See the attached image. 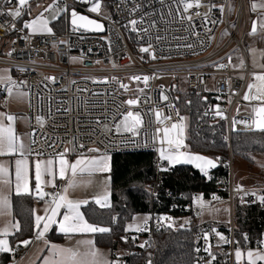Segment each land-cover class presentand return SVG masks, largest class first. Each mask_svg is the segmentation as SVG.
Returning <instances> with one entry per match:
<instances>
[{"label":"built area","instance_id":"1","mask_svg":"<svg viewBox=\"0 0 264 264\" xmlns=\"http://www.w3.org/2000/svg\"><path fill=\"white\" fill-rule=\"evenodd\" d=\"M97 2L99 11H91ZM188 2L193 7L184 11L179 0H57L58 5L67 9L64 12L65 31L39 34L23 27L29 22L24 17L30 5L22 9L20 17L14 18L7 13L18 7L17 2L9 4L8 0H0V12L3 13L0 14V38H9L10 42L8 53L0 55V67L11 69L13 80L28 86L30 157L41 159L59 154L93 153L89 149H99L98 153L110 156L153 152L158 179L166 178L171 166L160 155L161 148L168 149L166 142H159L163 132L153 139L157 129L170 128L183 117L184 145L187 147V115L181 112L178 104L181 94L178 76H185L188 92L199 96L204 103L194 128L197 131L207 127L213 129L228 145V172L217 181L215 190L208 196L195 194L188 199L181 194L174 198L176 201L169 213L150 216L148 230L140 233L161 231L169 224L173 225L172 219L179 222L186 217H196L204 209L227 204L231 216L228 224L198 225L195 238L200 251H196L194 264H206L209 260L208 252L204 250L208 245L216 254L212 264H237L234 255L237 247L243 253L262 249L257 247L259 241L255 246L245 245L242 241L250 234L247 231L238 233L235 205L240 201L243 206L264 209L258 199L264 195V187L245 189L241 186L242 191L236 190L240 185L234 177L233 134L257 129L244 123L233 124V121L256 119L253 108L260 102L246 101L243 97L248 94L249 84L255 82L253 74H264V71L252 70L247 55L245 67L238 69L239 66H235V62H241L243 58L237 55V59L234 55L243 49L249 31L247 0H199V6L196 0ZM71 10L102 22L104 34L72 27ZM132 20L137 21L135 26L131 24ZM225 34L227 39L222 43ZM144 47H149L150 51H141ZM144 76L149 77L147 85L143 79H132ZM121 84L127 85V90ZM164 96L168 99L164 100ZM137 98L138 106L126 104L128 99ZM218 106H222L221 109H217ZM129 110L142 116L139 136L129 132L115 133L114 125ZM156 112L161 113V120L166 116L171 119L158 123ZM186 147L180 151L185 152ZM37 153L42 155L37 156ZM63 189V183L46 189L44 192L48 195L44 200H51ZM253 192L256 195H252ZM198 197L202 198L203 207ZM176 211L181 216L172 217ZM165 217L170 219L165 220ZM216 233L231 243L219 241ZM205 234H208L207 245ZM144 247H148L147 242ZM21 257V254L14 255L16 260Z\"/></svg>","mask_w":264,"mask_h":264},{"label":"trees","instance_id":"2","mask_svg":"<svg viewBox=\"0 0 264 264\" xmlns=\"http://www.w3.org/2000/svg\"><path fill=\"white\" fill-rule=\"evenodd\" d=\"M251 1L256 0H247L249 3ZM250 18H254L252 12ZM24 20H29L28 14ZM64 20L63 14L57 21H52L49 33L62 34L65 31ZM0 39L9 42V38ZM237 55L239 54L234 56L238 59ZM239 64L237 60L235 66ZM178 104L181 112L187 115V151L194 155L210 157L216 161V167L211 168L206 176L193 165L178 164L168 170L166 178L158 179L153 165L155 159L153 152L111 155V206L101 207L95 202H89L82 208V212L89 223L110 228V232L95 234V244L99 248L110 250L112 264H115V261L122 264H149V261L151 264H194L197 249L195 232L198 229L194 222L186 226L172 225L164 230L148 233L127 231L128 225L136 216L150 217L169 213L176 201L174 198L181 194L186 195L188 199H192L195 194L208 196L215 190L217 181L227 175L228 145L218 138L213 129L207 127L205 130L197 131L194 128L204 107L202 99L191 92L181 93ZM260 154H264V132L233 134L234 171L237 162H243L250 168L254 167L255 156ZM256 184V187H264V170L260 171V182ZM11 201L13 216L19 222L20 228L9 238L14 254L0 253V264H12L14 255L23 256L31 244L25 247L21 241H33L36 235L33 219L35 195L33 193L13 195ZM237 203L239 205L236 215L237 231L240 234L249 232L248 239L242 241L245 245L255 246L264 234V209L246 207L241 205L240 201ZM173 213L172 217L181 216L177 211ZM174 223L178 224L177 221ZM125 235H129V238H124ZM47 236L53 242L63 240V236L56 230H52ZM146 242L148 247H140Z\"/></svg>","mask_w":264,"mask_h":264},{"label":"snow or ice","instance_id":"3","mask_svg":"<svg viewBox=\"0 0 264 264\" xmlns=\"http://www.w3.org/2000/svg\"><path fill=\"white\" fill-rule=\"evenodd\" d=\"M11 4L12 0H8ZM84 2V0H81ZM163 2V0H161ZM180 3L184 6V11H187L189 8L193 7L192 3H189L188 0H179ZM18 7H16L13 11L7 13L12 17H20L22 14V9L25 6L30 5V0H17ZM196 5L199 6V0H196ZM53 6H49L52 8ZM56 7V12L60 11L58 5ZM215 7V5H213ZM100 8L99 3H95L94 6L90 9L93 12H98ZM257 8L264 10V2L253 3L252 10L255 11ZM67 11V9H64ZM223 9L221 8V11ZM0 14H3L0 12ZM73 19V25L77 22V13L73 11L71 13ZM199 15V13H197ZM55 18V14L53 16ZM189 20L191 17H187ZM78 19L86 25H94L97 30H102V25L97 23L94 20H89L85 16H79ZM47 20L43 19V16L33 20L31 23H24V28H30L33 32H42L48 31L51 32V29L47 27ZM131 24L135 26L137 24L136 20H132ZM261 29L264 30V17L260 20ZM14 27V26H13ZM133 30H136L133 27ZM147 31V29H145ZM257 33L256 24L254 22L252 28V35ZM143 52H149V47H144L141 49ZM153 58H155L154 54ZM229 61H231V57H229ZM221 68L225 67V65H220ZM264 67V65H261ZM8 70H5V73ZM254 75V83H250L248 86V94H246L243 99L246 101L256 100L259 101L260 104L253 108L256 119L252 121H233V124L236 123H244L250 127L254 126L259 131L264 132V74H253ZM46 79H54V78H46ZM134 80H141L145 85H147L149 77L144 76L141 77H133ZM24 82H16L11 78L10 75L0 74V84L5 86V91L12 95L13 91L16 90V94L23 95V93L19 92V89L22 87ZM122 88L127 90V85L121 84ZM254 90V91H253ZM140 91H143L142 89ZM164 100H167V96L163 97ZM139 99H128L126 104L129 106H138ZM220 114V113H218ZM157 122L163 124L165 121L170 120V116L164 117L162 120L160 119L161 113L156 112ZM17 118L13 115H6L4 113H0V157L2 156H16L19 155V159H15V182H14V192L16 195H20L23 189L24 193L29 195L32 194V189L30 188V165L28 157L32 155L31 150L25 148V145L22 142V139L16 135L14 127L11 122H14ZM183 117L180 118V122L173 123L171 127H164L162 129H157L156 133L153 135V139L155 140L158 134L162 131L163 136L160 137L159 142L164 144L165 142L168 144V149L161 148L160 155L164 160H168L170 163H193L200 169L204 175H208V169L216 167V161L211 158H207L201 155H192L186 152L180 151L181 148L186 147L184 145V136L183 129L184 125L182 123ZM5 120L9 123H5ZM97 123H101L97 121ZM143 127V119L139 112H133L129 110L126 114L123 115L122 120L117 122L114 125L115 133L120 134L122 132H129L133 136H139V129ZM110 131L112 129H109ZM174 133V135H173ZM83 147V145H80ZM89 152H99V149H89ZM42 155L37 153V156ZM110 157L107 155H100L98 157H86L81 154L80 158L76 159L74 162H70L64 154H59L58 156V167H57V158H49L46 161H34L32 164V171L34 173L35 180V192L39 196L40 199H44L47 193L42 191V184H51L52 187H56L54 181L56 179H64L69 175L67 187L63 189V192L55 193L51 200L47 203L49 205L48 208L45 209V215H35V223L34 227L36 229V238H42L45 233L49 231L50 225H58L59 231L64 233L65 235H71L76 233H107L110 232V228L100 227L89 223L85 218L83 213L80 211L81 205L87 204V200L83 201H74L69 199L68 193L71 189H75L77 187H83L86 184L91 183V177L96 173L108 172L110 171L109 167ZM45 177H50L49 180H45ZM0 185L4 187H8L12 185L11 174L9 171V166L3 163H0ZM107 181H105L104 189L96 194L94 197L95 203L99 204L102 207L109 206L108 198L109 193L107 190ZM4 187H0V214H4L5 212L11 211V202L10 196L8 193L4 191ZM238 192L242 191L241 186H237L236 189ZM252 195H256L255 192ZM198 201L201 202V206L203 207L202 198H197ZM261 204H264V195H260L258 197ZM65 209L63 216L60 220H57V217L60 216V210ZM150 217H145L142 223H138L135 225H129V229H135L136 231H146L148 230L147 224ZM165 220L170 218L165 217ZM12 228L19 230L20 225L17 221L15 224L11 226ZM169 227H172L169 224ZM213 231H215L213 229ZM10 234V230L5 228L0 230V253H13L14 249L10 246L8 236ZM219 236V241L223 243H231V241L223 236L220 233H216ZM206 245L208 244V234L204 236ZM245 240H247V236L245 235ZM21 243L27 247L32 243L31 240L21 241ZM47 244L48 242L45 241ZM239 244V242H237ZM140 247H144L143 244ZM211 245H208L204 250L208 252L209 260L206 264H212L213 261L216 260V254L211 251ZM258 248L262 250L252 251L248 250L243 253L239 247L235 250V258L237 264H241L242 258L246 257V264H264V240L259 241L257 244ZM51 255L44 259L43 264H112L111 261L107 260L103 253H101L98 249L94 247V241L82 240L78 243L75 248L72 247H60L55 244L50 245ZM83 249V250H81ZM197 252L200 251L199 248L196 249ZM151 264V261H149Z\"/></svg>","mask_w":264,"mask_h":264},{"label":"crops","instance_id":"4","mask_svg":"<svg viewBox=\"0 0 264 264\" xmlns=\"http://www.w3.org/2000/svg\"><path fill=\"white\" fill-rule=\"evenodd\" d=\"M27 21H29V23L32 22L31 19L27 20ZM47 27L49 29H51L50 26H47ZM29 30L31 32H33L32 29L29 28ZM33 33L44 34V33H49V32L48 31H42V32H33ZM9 50H10V43L5 39H0V55H6ZM5 70H8V71L5 73ZM260 71H264V69L260 70ZM0 74H7V75H10L11 78L13 77V71L7 67H0ZM19 92L23 93V95L16 94V90L13 91L12 95H9L5 91V86L0 84V113H4L5 116L10 114V115H13L17 118L14 122H11L12 126L14 127L16 135H18L22 139V142L25 145V148L30 150L29 148H30V140H31V135H30L31 131H30V126H29V121H28L29 120L30 98H29V93H28L29 92L28 86L23 84L22 87L19 89ZM5 123L7 124L9 122L5 120ZM186 151H187V149H186ZM83 155L90 158V157H98L100 155H105V154L93 152L90 154H83ZM65 156L70 162H74L76 159L80 158L81 154L75 155V156H70V155L66 154ZM107 156L110 157V155H107ZM19 158H20L19 155L0 157V163L6 164L9 166V171H10L11 180H12L11 186L4 187V186L0 185V187H4V191L9 194L10 202H11V211L5 212L4 214H0V230H3L5 228H8L10 230V234L7 237L8 240H9L10 236H12L17 231L16 229L11 227L13 224H15L17 222L13 216L11 198L13 195H16L14 192V182H15V164H14V161H15V159H19ZM55 158H57V167H58V157H55ZM47 159H49V158H41L40 159V158H32L30 156L28 157L29 165H30V188L32 189V193L36 197V201L34 204L35 205L34 218H33L34 220H35V215L44 216L45 215V209L48 208L49 205L47 203L48 201H46L44 199H40L39 196L35 192V180L33 178L34 173L32 171V164L34 161H37V160L46 161ZM168 163H169V161H168ZM178 164H190V165H193L194 167H196V165L193 163H176V164L169 163V165L171 167L176 166ZM109 167H110V171L102 172V173H96L94 176H92L91 177V183L86 184L83 187H77L75 189H71L68 193L69 199H72L74 201L87 200L88 203L93 202V201H95L94 197L96 196V194L100 193L104 189L105 181H107L106 186H107V190H108L109 198H110L111 188H112L111 187V170H112V158L111 157L109 160ZM196 168H198V167H196ZM209 169L211 170V168H209ZM69 177H70V173L64 179H56L54 181V183H55V185L63 183L64 188H66ZM44 179L47 181L50 179V177H45ZM41 187H42L43 192L46 189L52 188L51 184H42ZM24 194H27V193H24L23 189H22V192L20 195H24ZM109 198H108V202L110 201ZM85 205L86 204L81 205V208H80L81 212H82V208ZM65 211L66 210L63 208L60 210V216L57 217L58 221L63 216ZM136 217H139V216H136ZM84 218H85V216H84ZM194 219H192V221ZM52 230H56V232L58 234L62 235L63 240L60 242L51 241L47 235ZM35 231H36V229H35ZM139 232L135 230V231L129 232V233H139ZM95 234L96 233H76V234H71V235H65L64 233H61L59 231L58 225H56V224L50 225L49 231L47 233H45V235L42 238L37 239L36 235H35L34 240L32 241L31 245L27 248V250L23 254V256L20 259H17V260L14 259L12 264H43L44 259L48 258L51 255V249H50L51 244H55V245L60 246V247L75 248L80 241L89 240V239L93 240L94 241V247L96 249H98L101 253H103L107 260L111 261L110 250L104 249L101 247L99 248L96 246ZM45 241H47L48 243L46 244ZM9 243H10V246L12 247L10 240H9ZM81 250H83V249H81ZM244 259L246 261V257L242 258V260H244ZM114 263L115 264H122L121 262H117V261H115Z\"/></svg>","mask_w":264,"mask_h":264},{"label":"rangeland","instance_id":"5","mask_svg":"<svg viewBox=\"0 0 264 264\" xmlns=\"http://www.w3.org/2000/svg\"><path fill=\"white\" fill-rule=\"evenodd\" d=\"M264 2V0H256L251 1L250 3L247 2V11L249 14V31L246 38V41L243 42V49H240L237 54L243 58L239 64L238 69H242L246 66L245 56L247 55L248 58V65L252 70H263L264 67H261V65H264V30L261 29L260 26V20L262 17H264V10L257 8L255 11L252 10V4L253 3H260ZM56 5L57 0H35L30 3V7L28 8V18L32 21L40 18L43 16V19L47 20L48 24L47 26H50L52 21H57L61 17H63V14L65 12V8L58 5L60 8L59 12H56ZM49 6H53L52 8H49ZM253 13V19L250 18V13ZM55 14V18H53ZM254 19L258 20V29L257 33L255 35H252V22ZM29 23V22H28ZM227 39L226 34L224 35V38L222 40V43L225 42ZM178 82H179V91L181 93L188 92V85H187V79L183 75L178 76ZM229 103V100L227 101ZM222 106H218L217 109H221ZM188 154L194 155V153H190L186 151ZM198 155V154H195ZM207 158H210L205 155H201ZM255 166L254 167H248L243 162H237L235 163V171H234V177L236 184L242 186L245 189H251L256 187V182H260V171L264 170V154L256 155L255 156ZM170 163V162H169ZM176 164V163H172ZM208 169V173H209ZM110 201L108 202L109 206H111V194H110ZM95 202V201H93ZM99 205V204H98ZM100 206V205H99ZM238 203L235 205V215H237L238 211ZM102 207V206H101ZM147 217V215H139V217H135V219L129 224V225H135L138 223H141L143 219ZM230 208L227 204H219L212 208H207L202 211L201 214L197 215L196 217L190 216L186 217L179 222L178 224L173 223L175 219H172L171 223L175 226H186L189 223L193 222L196 225L204 224V223H211V224H219V225H226L229 223L230 220ZM195 218V219H194ZM192 219H194L192 221ZM128 225V226H129ZM128 232H133L135 229H129L127 228ZM141 238V237H140ZM142 240V238H141ZM264 240V234L260 241Z\"/></svg>","mask_w":264,"mask_h":264},{"label":"water","instance_id":"6","mask_svg":"<svg viewBox=\"0 0 264 264\" xmlns=\"http://www.w3.org/2000/svg\"><path fill=\"white\" fill-rule=\"evenodd\" d=\"M33 1H35V0H30V3L33 2ZM13 2H17V0H12V3H13ZM12 3H11V4H12ZM9 4H10V3H9ZM73 11H75V10H71V11H70V24H71L72 27H74V28L77 29V30L84 31V32L95 33V34H104V32H105V25H104L102 22H100V21H98V20H95V19H93V18L90 19L89 16H86V15H83V14H80V13H77L76 11H75V12L77 13V22H76L75 25H73V23H72V19H73V17H72V15H71V13H72ZM79 16H85V17H87L89 20H94V21H96L97 23L101 24V25L103 26V27H102V30H97V29L95 28L94 25H86V26H85V25L83 24V22H81V21L78 19ZM254 22H255V24H256V28L258 29V20H257V19H254V20H253V22H252V28H253V24H254ZM175 87H177V86L175 85L174 88H175ZM257 131H259V130L257 129Z\"/></svg>","mask_w":264,"mask_h":264}]
</instances>
